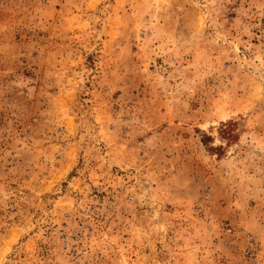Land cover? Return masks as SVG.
Here are the masks:
<instances>
[{
	"label": "rangeland",
	"instance_id": "374dc122",
	"mask_svg": "<svg viewBox=\"0 0 264 264\" xmlns=\"http://www.w3.org/2000/svg\"><path fill=\"white\" fill-rule=\"evenodd\" d=\"M0 264H264V0H0Z\"/></svg>",
	"mask_w": 264,
	"mask_h": 264
}]
</instances>
